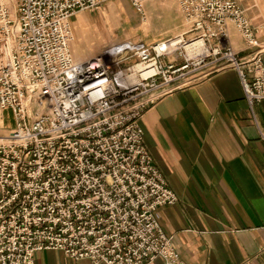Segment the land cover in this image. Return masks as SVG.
I'll use <instances>...</instances> for the list:
<instances>
[{
    "label": "built area",
    "instance_id": "built-area-1",
    "mask_svg": "<svg viewBox=\"0 0 264 264\" xmlns=\"http://www.w3.org/2000/svg\"><path fill=\"white\" fill-rule=\"evenodd\" d=\"M107 1L0 0V110L15 118L0 135V264H35L44 250L94 264H187L157 217L178 195L145 145L136 93L222 63L239 72L255 118L264 100V47L245 59L226 40L233 22L259 47L239 0H178L189 26L180 35L75 60L72 18ZM130 1L145 18L147 0ZM195 40L206 48L190 56ZM180 48L185 64L164 60ZM134 55L140 63L121 67Z\"/></svg>",
    "mask_w": 264,
    "mask_h": 264
},
{
    "label": "crops",
    "instance_id": "crops-1",
    "mask_svg": "<svg viewBox=\"0 0 264 264\" xmlns=\"http://www.w3.org/2000/svg\"><path fill=\"white\" fill-rule=\"evenodd\" d=\"M243 1L246 7L252 4ZM117 4L113 0L101 7L110 28L127 21ZM144 11L145 18L135 11L144 26L135 33L147 43L175 37L189 28L178 0H147ZM251 12L261 15L252 19L254 25L263 20L257 34L259 47L249 46L236 25L228 23L226 40L245 59L264 47V0ZM88 13L72 18L76 38L79 28L89 32L96 28ZM128 38L101 40L96 50L87 53L72 42V53L75 60L83 61ZM208 68L214 69L161 95L140 120L155 165L178 195L175 204L159 208L157 217L187 264H264V100L255 104V118L239 72L222 63ZM6 111L12 113L0 110V135L15 127L6 126ZM35 264L94 263L44 250L35 254Z\"/></svg>",
    "mask_w": 264,
    "mask_h": 264
},
{
    "label": "rangeland",
    "instance_id": "rangeland-1",
    "mask_svg": "<svg viewBox=\"0 0 264 264\" xmlns=\"http://www.w3.org/2000/svg\"><path fill=\"white\" fill-rule=\"evenodd\" d=\"M113 0H109L107 2H110ZM118 2V7L124 10L123 17L127 19V21H123L121 24L115 23L111 26L107 25L104 23V18L101 14V7L100 6L98 9L95 10H85V12L88 13L89 21L93 24L96 25L95 30L93 32H89L88 30H85L84 28H79V33L77 34L76 38V29L74 23H72L73 26V32H74V39H73V47L76 44V46L82 51V52H91L93 50H96L98 46L101 45V40L105 41H110L113 38H116V40H124L127 37H129L127 40H132V41H140L143 39V35L136 34L135 29L136 28H144L143 24L141 23L142 21L138 19V16L136 15V8L132 6L130 0H114ZM252 4L251 6H245L243 0H239V2L246 8L247 13L250 17V20L256 28H259L261 31L263 28V20H259L258 25H254L252 19L259 18L261 15L258 12H251V8L253 9L254 6H257V4H261V1L263 0H251ZM133 7V8H132ZM256 8V7H255ZM136 11V12H135ZM139 13V12H138ZM141 15V14H140ZM141 18V16H140ZM134 23H139L136 26H134ZM141 31H138V33ZM135 33V34H134ZM134 34V35H133ZM191 34V33H190ZM187 34V35H190ZM133 35V36H132ZM192 35V34H191ZM188 38V37H186ZM176 38H174L175 40ZM178 39V38H177ZM176 39V40H177ZM123 42V41H121ZM120 42V43H121ZM117 44V43H116ZM115 44V45H116ZM119 44V43H118ZM111 45V44H110ZM113 45V44H112ZM113 45V46H115ZM111 46V47H113ZM110 47V48H111ZM75 48V47H74ZM263 48V47H262ZM109 49V48H108ZM106 49V50H108ZM184 49L180 48L177 51L174 52V54L168 55L164 58L165 61L168 60H175V63L178 65L185 64L186 61L183 59V54H184ZM96 57V56H94ZM90 59V58H89ZM140 63V58L136 55L133 57L129 58L128 60H125L124 63L122 64L121 67H127L132 64H138ZM212 64H208L205 67L202 68H197L195 66H190L189 69H187L185 72H188L186 76L184 77H179V74L176 73L175 75V80L172 82L167 83L163 77L159 78L156 81V84L154 86H150L148 88L147 92H142L144 89L140 88L136 94H140L137 98V105L139 107V110H145L147 109L148 106L153 104L161 95L164 93L170 91L171 89L184 85L191 80H196L200 79L206 74V70L209 69L208 67ZM219 66V64H216ZM214 68H210L209 70H213ZM205 70V71H204ZM204 71V72H203ZM4 120L6 126H13L15 125V118L13 113L6 111L4 115Z\"/></svg>",
    "mask_w": 264,
    "mask_h": 264
},
{
    "label": "bare ground",
    "instance_id": "bare-ground-1",
    "mask_svg": "<svg viewBox=\"0 0 264 264\" xmlns=\"http://www.w3.org/2000/svg\"><path fill=\"white\" fill-rule=\"evenodd\" d=\"M162 45L165 46V47H167L168 46V43L167 42H164ZM205 48L206 47L204 46V42L202 40H195V41L189 42L186 45V50H187V52H188V54L190 56H194L195 53H200ZM138 68H140L143 71L147 67H144L143 68L141 65L140 66L138 65ZM150 72H152V70H149V71L145 72V74H148Z\"/></svg>",
    "mask_w": 264,
    "mask_h": 264
}]
</instances>
